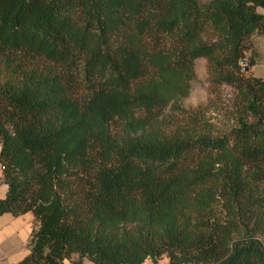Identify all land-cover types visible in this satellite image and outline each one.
Returning <instances> with one entry per match:
<instances>
[{
  "label": "trees",
  "instance_id": "trees-1",
  "mask_svg": "<svg viewBox=\"0 0 264 264\" xmlns=\"http://www.w3.org/2000/svg\"><path fill=\"white\" fill-rule=\"evenodd\" d=\"M264 0H0V217L16 264H264ZM249 54V55H248ZM234 126L185 111L194 61Z\"/></svg>",
  "mask_w": 264,
  "mask_h": 264
},
{
  "label": "rangeland",
  "instance_id": "rangeland-1",
  "mask_svg": "<svg viewBox=\"0 0 264 264\" xmlns=\"http://www.w3.org/2000/svg\"><path fill=\"white\" fill-rule=\"evenodd\" d=\"M199 1L205 3L209 0ZM233 98L234 92L227 86H221L215 92L211 91L207 82L206 61L204 59L194 61L190 93L182 102V108L185 111H193L197 107L209 105L210 109L207 112V117L210 118V123L214 130L217 132H225L234 126V114L231 109ZM5 190L6 188L2 183L0 175V197L3 196V191ZM4 224H6V219L0 221V264H16L19 259L27 254L30 235L37 230V225L33 220H27L26 218L17 219L16 225L14 226L11 223ZM5 229L13 231L14 236L9 235ZM259 239L264 246V238L259 237ZM75 259V256H71L69 261ZM85 262L86 264H91L88 261ZM158 264H167L166 258L162 257L158 261Z\"/></svg>",
  "mask_w": 264,
  "mask_h": 264
},
{
  "label": "crops",
  "instance_id": "crops-1",
  "mask_svg": "<svg viewBox=\"0 0 264 264\" xmlns=\"http://www.w3.org/2000/svg\"><path fill=\"white\" fill-rule=\"evenodd\" d=\"M258 11H259V13L264 15V9H259ZM251 52H252L251 57L254 61V64H253V66H251L249 68L248 74L251 75L252 77L261 79L264 82V36H259V37L255 36L252 38V50H251ZM5 192H6V190L3 191V196L5 195ZM3 196L0 197V199L3 198ZM0 218H1L0 221L3 219H6V224L11 223V224H13V226L16 225L17 219H20V218H26L27 220H33L31 214H26V215L20 216L18 218H12L10 215L5 214V215H2ZM6 224H4V225H6ZM5 230H6V232L9 233V235L11 234L12 236H14L13 231H10L9 229H5ZM7 241H8V239H7ZM7 243H9V242H7ZM12 246H13V244H12ZM27 254H28V252H27ZM26 255H24L22 258H24ZM73 256H75L77 259L76 255H73ZM21 259H19L17 262H19ZM68 261L65 260L62 262V264H72V261H74V260L69 261V262ZM85 261H87V260L83 259L81 261V264H86ZM144 264H151V263H150V261L147 260L144 262Z\"/></svg>",
  "mask_w": 264,
  "mask_h": 264
},
{
  "label": "water",
  "instance_id": "water-1",
  "mask_svg": "<svg viewBox=\"0 0 264 264\" xmlns=\"http://www.w3.org/2000/svg\"><path fill=\"white\" fill-rule=\"evenodd\" d=\"M239 65L242 67L241 72L245 75L248 74L249 68L246 66L245 60L240 61Z\"/></svg>",
  "mask_w": 264,
  "mask_h": 264
}]
</instances>
